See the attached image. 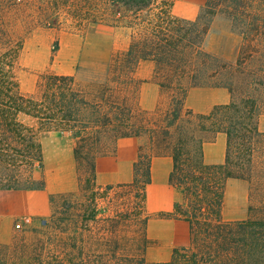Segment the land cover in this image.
<instances>
[{"label":"trees","instance_id":"obj_1","mask_svg":"<svg viewBox=\"0 0 264 264\" xmlns=\"http://www.w3.org/2000/svg\"><path fill=\"white\" fill-rule=\"evenodd\" d=\"M63 2L0 0V192L44 190L42 180L25 173L43 167L46 135L74 139L75 168L84 173L78 180L82 191L95 186L103 142L137 138L144 144L138 147L131 183L119 186L129 190L133 207L105 218L101 229L107 233L71 237L64 247L69 250L49 251L45 258L40 254L32 264H264V132L258 129L264 117V0H206L194 21L172 20L168 0L161 5L157 0H94L101 7L100 20L111 19L108 25L142 28L129 48L111 60V82L90 98L76 87L74 76L48 74L36 93L24 94L16 75L24 41L17 24L28 28L27 33L47 26L51 12ZM36 3L38 11H31ZM217 14L227 17L242 38L234 64L203 49ZM58 46L56 41L51 51L57 52ZM142 61L154 64L153 80L160 88L175 93L158 125L137 118L134 108L109 95L110 83H131ZM187 87L225 88L230 101L208 113H195L184 106ZM220 133L226 136L224 163L208 165L204 144ZM144 146L158 152L144 155ZM160 156L172 159L168 182L182 194L174 216L188 225L190 240L188 246L173 249L168 261L147 263L125 251L130 242L136 250L142 247L140 234L148 225L145 190L151 184V160ZM229 179L250 185L251 215L245 220L222 218ZM261 211V216L253 215ZM7 249L0 246V264H11Z\"/></svg>","mask_w":264,"mask_h":264},{"label":"rangeland","instance_id":"obj_2","mask_svg":"<svg viewBox=\"0 0 264 264\" xmlns=\"http://www.w3.org/2000/svg\"><path fill=\"white\" fill-rule=\"evenodd\" d=\"M168 1V15L172 20L194 21L202 13L206 0ZM157 3L161 5L162 0H157ZM38 5L36 3L31 11H38ZM100 8L94 0H64L51 12V23L47 26H39L27 33L28 28L17 24L16 30L24 36V41L16 75L24 94L36 93L41 78L55 74L74 76L76 87L86 91L90 98L100 95L105 83L111 82V73L114 72L109 68L111 60L125 52L142 29L108 25L111 19L105 22L97 16ZM56 41L59 46L53 53L51 49ZM241 43L242 38L233 30L231 21L217 14L205 37L203 49L226 63L234 64ZM133 79L127 85L110 83L109 95L114 101L134 108L137 118L144 117L151 125L162 123L175 93L161 88V98L155 104L152 101L154 93L148 91L141 103L138 92L142 81ZM151 81L155 83L153 78ZM189 84V81L185 83L186 86ZM187 88L184 106L190 111L208 109V113L214 106L222 105L219 102L224 95L230 98L225 88ZM190 91L193 95L187 104ZM263 120L264 117L260 123ZM263 127L258 126V129L261 131ZM42 140L43 167H36L25 176L42 180L44 190L21 191L17 197H6L3 193L18 191L0 192V246L8 248L7 260L11 264H32L34 257L41 254L45 258L49 251L62 254L69 250V247H64L71 237L88 239L90 231L95 236L107 233L101 229L103 220L115 218L116 213L133 207L131 193L119 186L131 183L133 165L138 158V152L134 156L132 145L138 146L144 141L134 138L119 139L115 143L113 139L103 142L96 160L95 186L82 191L78 180L84 179V173H78L75 168L72 136L53 133ZM211 142L213 140L205 143ZM156 152L158 150L144 146V155L152 156ZM132 160L134 163H130ZM163 168L164 164L156 167L157 183L152 185L151 182L145 190L144 213L148 217V225L140 234L142 247L136 250L130 242L125 251L126 254L138 255L147 263L168 261L173 249L188 246L190 240L188 225L174 216V206L182 202V194L168 180L164 183L159 180ZM108 186L112 189L106 190ZM249 192L247 181H227L222 207L225 221L250 217L252 202ZM261 214L262 211L253 215ZM112 233H109L110 239L114 237Z\"/></svg>","mask_w":264,"mask_h":264},{"label":"crops","instance_id":"obj_3","mask_svg":"<svg viewBox=\"0 0 264 264\" xmlns=\"http://www.w3.org/2000/svg\"><path fill=\"white\" fill-rule=\"evenodd\" d=\"M154 69L155 66L152 62L150 61H142L138 64L136 67V70L133 73V77L136 79H140L142 81V84L140 85L139 88V97H140V102H144V96L146 95V92L151 91L153 94L152 101H154L155 104L158 103V101L161 98V88L158 84L152 82V78L154 76ZM194 90H200L198 88H194ZM193 95V92L191 91L187 95L186 103L188 104L190 101L191 96ZM230 98L225 97L224 99L221 100L219 103L222 105H226L229 103ZM218 104V103H216ZM193 112H199V113H207L208 109L200 110V109H193ZM264 126V120L260 123V126ZM264 132V127L263 130ZM127 139H134V138H127ZM137 139V138H135ZM138 140V139H137ZM119 141V140H118ZM141 143V141H140ZM137 144L133 143L132 145V151L134 152V156L136 157L137 152H138V147ZM204 151V163L208 165H221L224 163L225 159V151H226V136L224 134H217L216 137L214 138L213 142L211 143H205L203 147ZM135 160L130 161V163H134ZM171 163V166H170ZM161 164H164L163 168V173L160 175V181L164 183L165 181L168 180L171 167H172V159L169 156H160V157H154L151 160V182L152 185L157 183L156 181L158 180L157 175H156V167L160 166ZM6 194V197H17L19 194H22L21 191L18 192H10V193H3ZM4 196V195H3Z\"/></svg>","mask_w":264,"mask_h":264}]
</instances>
